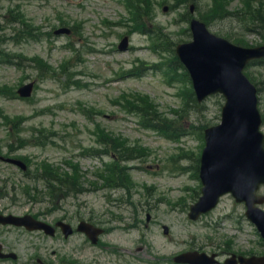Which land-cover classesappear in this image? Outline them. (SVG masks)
Masks as SVG:
<instances>
[{"label":"rangeland","instance_id":"1","mask_svg":"<svg viewBox=\"0 0 264 264\" xmlns=\"http://www.w3.org/2000/svg\"><path fill=\"white\" fill-rule=\"evenodd\" d=\"M140 1L0 0V35L22 37L7 40L12 61L0 58V86L7 87L0 90V156L29 161L33 175L43 161L62 172L72 165L69 175L81 177L85 189L51 203L40 184L31 185L17 167L0 160V210L51 221L65 213L73 217L76 211L129 224L137 215L136 228L113 225L104 237L114 250L123 251L121 257L97 252L101 264H171L170 257L189 249L190 241L206 248L222 243L237 247V252L264 255V240L245 218L244 206L230 194L200 219L187 217L189 205L200 195L201 128L219 122V104L213 96L195 110L188 99L189 83L178 70L166 69L172 57L163 35L175 43L190 40L188 23L181 18L186 9L173 8L179 0H150L155 16L150 11L147 17V4ZM192 1L187 0L188 6ZM244 1L194 0V11L211 23L212 32L232 42L255 44L260 38L248 29ZM255 1L250 0L252 6ZM136 3L137 21L132 18ZM12 16L20 21H8ZM64 25L72 29L69 34H53ZM125 34L129 48L117 50ZM14 57L20 59L19 66L11 64ZM249 72L261 88L264 133V68L252 66ZM29 81L35 83L30 97L11 98L14 89ZM155 125L165 128L157 130ZM114 147L119 156L137 157L118 160L106 172L98 170L111 164L103 151ZM115 173L126 179L128 189L123 197L127 204L120 207L110 204L109 195L123 192L104 188L106 184L95 176ZM259 192L264 194V187ZM163 225L169 229L166 235ZM37 235L30 234L23 247L16 245L21 253L32 252L30 245L45 246ZM1 236L12 241L16 234L0 228V240ZM66 246L77 243L71 239ZM34 252L41 255L44 250ZM85 253L91 255V250Z\"/></svg>","mask_w":264,"mask_h":264},{"label":"water","instance_id":"2","mask_svg":"<svg viewBox=\"0 0 264 264\" xmlns=\"http://www.w3.org/2000/svg\"><path fill=\"white\" fill-rule=\"evenodd\" d=\"M194 40L178 45L177 53L188 68L198 99L212 92L226 98L222 123L206 130V146L202 152L200 179L202 196L190 207L189 217L212 209L220 195L231 192L237 202H245L246 216L264 236V211L255 206L263 196L256 195L264 184L263 136L259 133L260 116L256 107L254 87L242 74V68L254 57L264 56V46L241 48L209 34L203 23L193 20ZM125 40L121 46H124ZM31 84L19 89L29 95ZM27 217L1 216V222L21 223ZM29 218V217H28ZM241 264H264V257H238ZM180 262L208 264L203 254L184 253Z\"/></svg>","mask_w":264,"mask_h":264},{"label":"flooded vegetation","instance_id":"3","mask_svg":"<svg viewBox=\"0 0 264 264\" xmlns=\"http://www.w3.org/2000/svg\"><path fill=\"white\" fill-rule=\"evenodd\" d=\"M78 219L81 220L82 218L78 216ZM63 220L66 221V216L63 217ZM85 220L95 224L96 226L102 229V233L95 244H90L87 237L77 229V225H71L73 227V230L68 235L66 234L65 229H63L60 225H52L53 230L51 234L45 233L43 231H37V233L41 234L38 236V238L39 237L42 238V241L45 245L43 246V248L41 247L44 250L41 259L43 264H101L100 262H98L96 255L94 254H92L91 256L86 255L85 246L97 248L99 249V251L105 252L107 254H111L113 250L110 249L109 246H107L103 242L104 237H106L111 232L109 230V227L112 225H129L126 224V222H114L112 221V218H110V221L107 222H97L96 217L85 218ZM7 228L16 231V233L19 235V237L17 238V244H22L23 238L29 236V232H27L26 229H24L23 227L7 226ZM71 239H74L76 241L77 246L74 247L66 246ZM2 243L5 252H9L17 248L16 244L10 243L8 240L3 241ZM49 247L50 250H48ZM193 249L203 251V249L199 247H192L191 250ZM207 251H208L207 253H216L219 258L222 256L224 257L225 253H228L220 249L214 251H209V250ZM38 259L39 257H36L35 259H31V261L33 262V264H42V263H38L37 261ZM5 261H10V260L6 258L0 259V262H5ZM220 264H224V263H220Z\"/></svg>","mask_w":264,"mask_h":264},{"label":"trees","instance_id":"4","mask_svg":"<svg viewBox=\"0 0 264 264\" xmlns=\"http://www.w3.org/2000/svg\"><path fill=\"white\" fill-rule=\"evenodd\" d=\"M249 16L251 17V21L253 22V24H256L257 30L260 33L261 38L264 39V9L260 6L256 7L250 10ZM6 56L7 53L4 51V49H0V58H5ZM176 63H178L180 68L182 67V65L177 59ZM123 155L124 154H122V156ZM43 170L45 178H43L42 180L45 184V188L48 192H50V198L51 196H58V194H60L61 196H65L67 194H70L72 190H76L75 187L78 186V181L75 176H70L67 172L61 174L57 169L53 168L50 165L49 167L44 166ZM115 177L121 180V177Z\"/></svg>","mask_w":264,"mask_h":264}]
</instances>
